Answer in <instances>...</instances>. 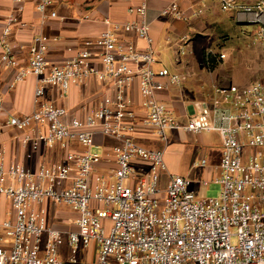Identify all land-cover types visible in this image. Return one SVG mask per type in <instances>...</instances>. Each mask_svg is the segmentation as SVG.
Returning <instances> with one entry per match:
<instances>
[{"label": "built area", "instance_id": "2783aa9c", "mask_svg": "<svg viewBox=\"0 0 264 264\" xmlns=\"http://www.w3.org/2000/svg\"><path fill=\"white\" fill-rule=\"evenodd\" d=\"M217 1L237 23L252 26L247 46L257 44L264 51V0ZM51 3L36 0L41 24L58 17L54 10L48 12ZM127 11L131 19L105 18L95 40L85 41L61 63L47 58L49 37L34 35L27 64L17 70L14 82L35 77L38 108L6 113L0 97L4 114L0 134L10 128L21 130L24 150L56 145L64 150L61 160L31 169L7 162L5 149L0 148V198L9 207L5 213L0 210V264H63L59 249L65 241L69 263L74 264L79 252L92 245L95 264H264V74L243 86L197 82L183 100L182 119L157 93L183 90L189 79L194 82L195 74L155 66L159 60L148 0L129 4ZM201 13L200 8L187 11L180 0H172L156 16L190 26ZM16 22L15 12L8 14L0 33V61L7 66L16 64L8 43ZM188 41L187 35L180 37L177 60L188 54ZM225 58L224 52L207 49L202 63L209 67L212 60ZM91 77L107 80L108 86L83 117L39 103L46 85L65 95ZM135 82L142 113L134 108L130 94ZM144 129L165 146L168 130L217 134V162L208 165L202 157L192 166L210 169L211 175L200 182L219 183L218 194L198 197L189 190L192 180L168 171L163 149H149L136 141ZM96 135L116 143L109 152L93 151L98 147ZM110 158L114 167L100 169L99 164ZM48 204L76 211L75 228H59Z\"/></svg>", "mask_w": 264, "mask_h": 264}, {"label": "crops", "instance_id": "0c3cea01", "mask_svg": "<svg viewBox=\"0 0 264 264\" xmlns=\"http://www.w3.org/2000/svg\"><path fill=\"white\" fill-rule=\"evenodd\" d=\"M137 1L138 0H52L47 10L48 12L54 10L58 17L48 18L41 24V13L35 7L36 0H21L20 2L16 0H0V33L4 25L5 17L12 12H15L17 16V22L13 26L12 32L8 37V43L11 47L16 64L7 66L0 61V97L3 100L6 113H31L39 106V104L34 101L35 77L28 76L22 81L14 82V76L17 70L25 67L27 64L28 44L34 35L42 33L49 37L47 58L51 63H61L64 59L73 55L85 41L95 40L98 33L105 26L103 23L105 18H109L116 22L131 19L132 16L128 13L127 7L129 4L136 3ZM171 1L172 0H148V15L152 20L151 34L155 39V48L159 60V63L155 66L159 67L160 65H165L170 71L177 73L191 70L195 74V77L194 82L189 79L188 82L183 84V90L173 88L168 92L160 91L157 93V97L171 106L182 119H185V115L183 114V100L187 95H191L190 88H195L197 82H202L205 85H209L211 82L219 84L226 83L225 80L215 73V70L209 69L212 68L210 65L209 67L204 65L202 59L198 67L191 62V59L196 56V51H199L198 48L196 49L195 37L200 34L202 28H206L208 29V33L211 32L212 35L220 33L224 37L226 43L232 39L231 35L233 33H238L237 28L242 24L234 20V15L232 13L222 12L217 0H180L181 7L187 11H190V8H200L202 10V13L192 21L190 26L186 25L181 20L156 16L157 12ZM243 1L250 3L254 2V0ZM18 6H22V10L17 11ZM243 34L244 37L248 38L247 30L244 31ZM186 35L189 38L187 43L189 52L185 57L177 60V52L180 45L179 39ZM138 46H142V43L139 41ZM260 51V56H264V51L261 49L258 52ZM217 52H224V50L220 48ZM190 54L192 55L188 58ZM226 59L227 54L226 58L223 61H219V63L223 65ZM258 76L259 73L257 74L255 71H250L247 79L240 86L251 83L257 79ZM11 84H13L12 87H10ZM107 86V80L91 77L85 85L70 87L65 95H60L55 87L46 85L44 94L41 96L39 103H51L56 106H61L67 109L71 116L83 117L85 112L99 103ZM130 94L135 101L134 108L139 113H142L143 108L140 105L136 82L132 86ZM3 116V113L0 114V118H3ZM21 133V130L10 128L5 129L3 133L0 134V148L5 149L7 162H19L26 167L35 169L40 163H53L63 158L64 150L57 145L51 148L40 147L34 151L22 149L19 143V136ZM180 134L185 133L171 132L170 136L171 138L173 137V141H175ZM212 134L217 136L220 143L218 135L215 133ZM195 136L203 138V133ZM136 141L149 149H163L164 154L172 144L168 143L165 146L162 141L152 136L147 129L140 130L136 134ZM95 143L98 147H92L91 149H94L93 151L109 152L116 141L109 137L96 135ZM73 146L79 148L77 143H73ZM205 146L206 148L209 147L208 145ZM203 151L206 155L207 150L204 149ZM219 151L220 150L209 151L211 162L208 163V165L217 162ZM172 152V150L169 151V153ZM169 153H166L165 156L168 171L182 176L188 174V169L186 171L183 170L184 173L181 174L173 172L172 166L168 164L170 159ZM99 165L100 169L113 168L114 161L110 158L108 161H103ZM191 167L197 166H192L191 163ZM194 172L193 170V173ZM204 174L205 177L211 175L210 169L205 168ZM200 181L196 180L194 188L192 189L197 195H199V189L202 186ZM48 207L50 213L54 215L56 224L59 228L62 230L75 228L72 223L78 218V213L76 211L61 205L48 204ZM0 210L2 213L9 210L8 201L2 197L0 198ZM65 243L67 244L66 241L64 244ZM61 248L62 247L59 249V254L61 253ZM80 254H82V256L86 255V257L90 254L95 255L94 246L92 245L87 249H82L79 252V258H81ZM77 264H80L79 261Z\"/></svg>", "mask_w": 264, "mask_h": 264}, {"label": "rangeland", "instance_id": "374dc122", "mask_svg": "<svg viewBox=\"0 0 264 264\" xmlns=\"http://www.w3.org/2000/svg\"><path fill=\"white\" fill-rule=\"evenodd\" d=\"M251 29L252 26L248 24L239 26L237 28L239 35L237 32L233 33L231 35L232 39L225 43V39L220 33L212 35L211 32L208 33V29L202 28L200 34L195 37V44L197 45L196 49L198 48L199 51H196V56L191 59V62H193L196 67H198L200 60L203 59V54L207 49H213V51L217 52L220 50V48H222L227 54L225 63L221 65L218 61H215V65L209 69L215 70V73L225 80L226 83L231 82L240 86L245 82L250 71H255L257 74L259 73L258 78L262 77L264 74L263 56H260L261 51L258 52L261 49L257 44L247 46L248 38L243 36L244 31H250ZM191 55L192 54L188 55V58ZM171 132L174 131L168 130L166 132L167 141L169 144H172L170 148L167 149V151L165 150L166 152L164 154V161L167 166L165 156L166 153H169V151L172 150L173 152L169 153L170 159L168 164L172 166L171 168L173 172H178L180 174L184 173L183 170L186 171L188 169V174L184 176H187L192 180V184L189 187V190H192L196 180L200 181L205 178V168L201 166L191 167V163L193 161H199L202 157L206 158L207 163H210L211 158L209 151L220 150V143L217 136L212 133H203V138L190 134H180V136L177 137L175 141H173V137L171 138L170 136ZM205 145H208L209 147L206 148ZM204 149L207 150L206 155L203 153ZM193 170L195 171L194 173ZM220 188L221 185L219 183L209 182L208 186L200 187L199 195L197 196H216L220 191ZM61 247L62 250L59 254V258L63 263H69V249L67 244L63 243ZM80 257L81 258L78 257L80 264L96 263L95 255L90 254L86 257V255L82 256V254H80Z\"/></svg>", "mask_w": 264, "mask_h": 264}, {"label": "trees", "instance_id": "16d2710c", "mask_svg": "<svg viewBox=\"0 0 264 264\" xmlns=\"http://www.w3.org/2000/svg\"><path fill=\"white\" fill-rule=\"evenodd\" d=\"M215 65V61L212 60L211 63H210V66L213 67Z\"/></svg>", "mask_w": 264, "mask_h": 264}, {"label": "water", "instance_id": "95a60500", "mask_svg": "<svg viewBox=\"0 0 264 264\" xmlns=\"http://www.w3.org/2000/svg\"><path fill=\"white\" fill-rule=\"evenodd\" d=\"M63 264H74V263H63Z\"/></svg>", "mask_w": 264, "mask_h": 264}]
</instances>
